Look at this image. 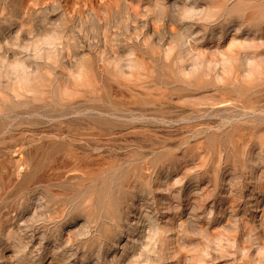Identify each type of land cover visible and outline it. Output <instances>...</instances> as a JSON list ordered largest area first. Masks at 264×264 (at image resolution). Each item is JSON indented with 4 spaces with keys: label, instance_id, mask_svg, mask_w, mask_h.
<instances>
[{
    "label": "rangeland",
    "instance_id": "obj_1",
    "mask_svg": "<svg viewBox=\"0 0 264 264\" xmlns=\"http://www.w3.org/2000/svg\"><path fill=\"white\" fill-rule=\"evenodd\" d=\"M0 264H264V0H0Z\"/></svg>",
    "mask_w": 264,
    "mask_h": 264
}]
</instances>
